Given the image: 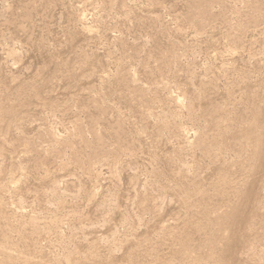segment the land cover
<instances>
[{
	"label": "rangeland",
	"instance_id": "rangeland-1",
	"mask_svg": "<svg viewBox=\"0 0 264 264\" xmlns=\"http://www.w3.org/2000/svg\"><path fill=\"white\" fill-rule=\"evenodd\" d=\"M0 264H264V0H0Z\"/></svg>",
	"mask_w": 264,
	"mask_h": 264
}]
</instances>
